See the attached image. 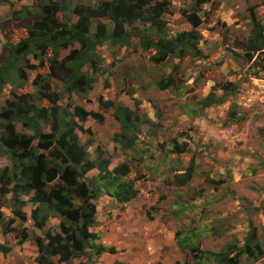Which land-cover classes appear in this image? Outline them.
Returning <instances> with one entry per match:
<instances>
[{"label": "trees", "instance_id": "16d2710c", "mask_svg": "<svg viewBox=\"0 0 264 264\" xmlns=\"http://www.w3.org/2000/svg\"><path fill=\"white\" fill-rule=\"evenodd\" d=\"M17 1L23 0H0V4ZM191 1L190 10L179 9L190 27L176 34H172L165 19L175 14L172 0H97L94 3L39 0L32 7L25 6L14 12L15 16L29 22L23 26L26 36L17 43L11 41L12 32L3 31L7 35L5 47L9 55L0 60V96L10 84L29 82L26 70L35 69L33 60L39 62L40 67L47 66L48 72L38 73L32 80L35 92L12 91V98L0 106V162H9V165H0V225L7 235L18 231L12 229L16 221H32L33 227L42 234L38 236L20 229L16 238L19 244L27 240L37 244V264H71L89 250L98 257L117 252L113 247L96 244L99 235L91 231L97 225L96 202L105 195L124 204L135 200L139 195L136 181L142 176L130 179L132 168L128 162L110 169L112 159L107 150L98 146L93 156L89 147L94 141L89 139L82 144V134L93 135L92 130L85 129L84 123L93 118L104 124L105 117L86 110L76 103L74 96H87L100 77L105 76L108 83V74L103 75L102 70L99 53L102 49L128 48L134 40L144 51L154 52L151 57L154 64L179 61L175 63V71L185 59L200 64L206 59L200 32L203 8L214 0ZM251 20V34L241 45L244 56L228 50L235 61L243 57L249 63L255 58L264 62V22L254 13ZM69 49L61 58V52ZM255 66L260 67L256 74L264 72V65L256 63ZM173 84L171 73L158 82V87L167 90ZM60 86L67 96V104L62 102ZM218 89L229 90L214 87L198 102L197 110L190 109L198 114L223 104L225 99L218 96ZM236 91L234 85L233 92ZM44 101L50 105H44ZM99 104L103 110L113 111L120 125L121 131L115 134L113 142L120 143L124 149H133L149 120L138 108L132 110L102 97ZM235 117L236 113H229L230 121H236ZM166 146H171V151L177 154L189 151V144L178 140ZM193 169L191 165L185 174L177 177L179 185H187L192 180ZM94 170L98 173L89 177ZM29 206L32 207L30 217L26 212ZM4 207L11 209L12 218L6 220ZM52 219L60 221L57 228L49 226ZM201 235L188 233L179 237L178 244L183 251L189 248L191 252L200 253L196 241ZM0 249L5 253L10 250L6 246ZM242 257L250 262L264 258V247L255 231L248 233L241 247L230 246L220 252L203 251L196 256L194 264H242Z\"/></svg>", "mask_w": 264, "mask_h": 264}, {"label": "rangeland", "instance_id": "374dc122", "mask_svg": "<svg viewBox=\"0 0 264 264\" xmlns=\"http://www.w3.org/2000/svg\"><path fill=\"white\" fill-rule=\"evenodd\" d=\"M38 2L23 0L0 4V60L9 55L5 47L7 35L3 31L13 33V43L26 36L23 26L29 20L18 18L14 12ZM172 2L175 14L165 19L172 34H176L190 27L179 9L190 10L193 5L191 0ZM203 13L200 32L206 59L200 64L185 59L176 71L174 66L179 61L154 64L151 60L154 52L138 47L137 40L128 48L111 50L107 47L99 53L105 56L103 75L108 74L110 80L105 82V92L99 90V93L105 94L106 100L116 102H148L144 111L153 113L149 130L157 146L176 140L189 144V151L179 162L182 165L188 160L187 170L193 165L192 180L187 185H179L173 169L180 165L162 171L161 176L166 179L155 185L159 200L148 210L147 222L160 210L163 212H159L160 219L165 223L173 221L180 238L203 227L198 233L202 234L201 239L196 241L200 253L241 247L250 231H255L264 247V72L256 74L260 67L255 66L256 63L263 66L264 62L255 58L249 63L243 57L235 61L230 54L232 51L244 56L241 45L251 34L252 13L264 22V0H214L213 4L204 6ZM69 52L70 49L62 51L61 58ZM32 64L35 69L26 70L29 82H22L18 87L8 85L0 96V106L12 98V91L18 94L36 91L32 80L38 73L48 71L47 66L40 67L35 60ZM171 73L173 86L161 90L158 82ZM234 85L236 92H233ZM219 86L229 88L216 90L218 96L225 99L223 104L198 114L190 109L197 110L198 102ZM58 89L63 94L62 102L67 104L61 86ZM90 95H75L74 99L76 103L97 102L96 97ZM43 104L50 105L47 101ZM230 112L236 113V121L229 120ZM241 118L244 121H238ZM178 203H183L185 208ZM57 225L56 222L55 228ZM185 253V262L190 264H194L200 254L189 248ZM242 259V264H264V258L258 262Z\"/></svg>", "mask_w": 264, "mask_h": 264}, {"label": "crops", "instance_id": "0c3cea01", "mask_svg": "<svg viewBox=\"0 0 264 264\" xmlns=\"http://www.w3.org/2000/svg\"><path fill=\"white\" fill-rule=\"evenodd\" d=\"M101 59L104 64L105 56H101ZM109 80L110 78L108 82ZM105 81V76L104 78L100 77L94 84V89L89 93L91 97H96L97 102L79 103L86 110L101 113L105 117L104 124L89 118L84 123V127L92 130L93 135L82 134L81 141L82 144L87 143L89 139L94 141L93 145L89 147L93 156H95L98 146L107 150L112 159L110 169L128 162L132 168L129 178L135 179L142 176L141 179L136 181L139 195L135 200L125 204L119 203L107 195L102 196L96 202L97 225L91 229L92 232L99 235L96 244L109 248L113 247L117 252L103 253L98 257L89 250L87 255L75 259L71 264H114L116 262L126 264H177V262H180L185 264L187 255L178 244L179 237L174 222H163L159 214V212L161 214L163 212L160 210L151 215L152 220L150 219L149 222L145 217L148 215V210L155 206L159 200L155 185L160 181H165L166 176H161L162 171L168 168L173 169V165L179 166V161L184 160L186 153H173L171 146H157L156 142L152 140L154 135L149 130L151 124L149 119H151L153 113H145L148 102H138V106L136 102H118L130 107L132 110L138 108L140 114L149 120V125L142 127L139 139L133 149H124L120 143L113 142V137L115 134L120 133L121 128L113 116V111L103 110L99 104L101 97L106 100L105 94L99 93V90L105 92ZM156 113L159 115V111ZM188 162L186 160L180 165L181 167L173 169V174L177 177L185 174ZM0 165H9V162L1 160ZM182 172L184 173L180 174ZM97 173L98 171L94 170L88 176L92 177ZM178 205L185 208L183 203H178ZM2 210L6 220L13 217L10 208L4 207ZM31 210L32 207L30 206L26 208L29 217ZM56 222L59 225L60 221L58 219H52L49 226H54ZM12 229H27L30 234L38 236L42 234L41 231L33 227L30 219L25 223L16 221ZM200 229L202 230L203 227ZM201 230H197L195 233L198 234ZM14 234L15 232L12 231L5 235L0 225V247L10 248L6 253L0 249V264H37L36 259L39 255L37 244L33 240H27L19 244L16 234Z\"/></svg>", "mask_w": 264, "mask_h": 264}]
</instances>
